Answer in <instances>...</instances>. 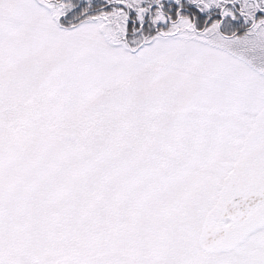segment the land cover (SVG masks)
Masks as SVG:
<instances>
[{"label":"snow or ice","instance_id":"snow-or-ice-1","mask_svg":"<svg viewBox=\"0 0 264 264\" xmlns=\"http://www.w3.org/2000/svg\"><path fill=\"white\" fill-rule=\"evenodd\" d=\"M0 264H264V0H0Z\"/></svg>","mask_w":264,"mask_h":264}]
</instances>
